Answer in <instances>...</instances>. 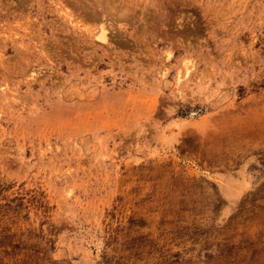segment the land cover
I'll use <instances>...</instances> for the list:
<instances>
[{"label":"rangeland","instance_id":"obj_1","mask_svg":"<svg viewBox=\"0 0 264 264\" xmlns=\"http://www.w3.org/2000/svg\"><path fill=\"white\" fill-rule=\"evenodd\" d=\"M0 264H264V0H0Z\"/></svg>","mask_w":264,"mask_h":264}]
</instances>
